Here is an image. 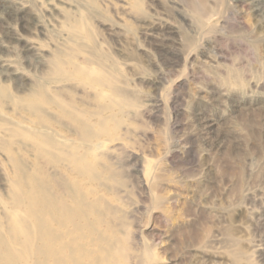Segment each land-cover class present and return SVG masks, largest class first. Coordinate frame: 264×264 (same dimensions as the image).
<instances>
[{
    "label": "rangeland",
    "instance_id": "rangeland-1",
    "mask_svg": "<svg viewBox=\"0 0 264 264\" xmlns=\"http://www.w3.org/2000/svg\"><path fill=\"white\" fill-rule=\"evenodd\" d=\"M77 123L109 129L97 183L65 169ZM14 161L95 189L124 264H264V0H0L2 237Z\"/></svg>",
    "mask_w": 264,
    "mask_h": 264
},
{
    "label": "bare ground",
    "instance_id": "bare-ground-1",
    "mask_svg": "<svg viewBox=\"0 0 264 264\" xmlns=\"http://www.w3.org/2000/svg\"><path fill=\"white\" fill-rule=\"evenodd\" d=\"M75 73L88 82L93 79L81 71ZM5 92L2 89L3 95ZM41 100L47 103L45 98ZM26 101L29 109L36 108L33 107L34 99ZM33 113L42 124L43 117ZM76 134L82 152L77 147L69 150L65 169L68 175L97 183L101 181V173L96 171V163L90 157L94 155V148L103 147L100 137H110L109 129L100 125L93 130L87 123H77ZM37 152L39 156H46L40 149ZM49 160L56 161V156L51 155ZM103 169L102 173L105 171L108 178L118 182L107 166ZM14 171L20 192L12 196L11 204L26 217L19 221L20 225L15 223L7 229L6 237L0 236V264H124L126 248L111 237L109 230L99 229V221L90 220L92 215L100 213L105 202L101 198L89 199L95 189L83 191L80 182L70 177L71 180L59 184L60 193L57 194L52 191L49 179L26 174L18 161H14ZM104 208L110 215L114 212L107 205Z\"/></svg>",
    "mask_w": 264,
    "mask_h": 264
}]
</instances>
